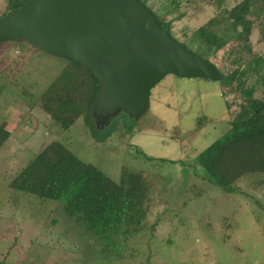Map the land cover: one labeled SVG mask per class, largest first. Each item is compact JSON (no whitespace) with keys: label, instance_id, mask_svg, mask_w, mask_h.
Returning <instances> with one entry per match:
<instances>
[{"label":"rangeland","instance_id":"rangeland-1","mask_svg":"<svg viewBox=\"0 0 264 264\" xmlns=\"http://www.w3.org/2000/svg\"><path fill=\"white\" fill-rule=\"evenodd\" d=\"M143 1L196 53L194 32L216 19L210 29L229 39L207 56L224 79L166 75L152 87L148 109L137 119L119 114L103 139V130L91 125V112L67 129L50 114L56 78L69 69L84 75L86 87L82 68L23 41L0 43V126L9 132L0 146V264H264V173L241 176L225 191L207 180L196 161L239 110L242 98L229 72L255 55L264 58V6L253 5L246 15L248 51L226 30V12L242 0ZM8 10V0H0V16ZM260 72L248 84L264 103V64ZM53 142L116 182L121 172L143 176L146 215L135 232L123 234L133 231L123 227L94 237L62 204L11 187Z\"/></svg>","mask_w":264,"mask_h":264},{"label":"trees","instance_id":"trees-1","mask_svg":"<svg viewBox=\"0 0 264 264\" xmlns=\"http://www.w3.org/2000/svg\"><path fill=\"white\" fill-rule=\"evenodd\" d=\"M23 2L24 0H8V9L19 7ZM256 4L264 6V0H242L226 12L229 21L226 30L233 33L234 39L243 41V47L248 51L250 22L246 15L251 6ZM160 21L162 27L171 33L170 24ZM216 23L217 20L212 18L206 26H201L194 32L199 53L193 52L207 60L208 53L222 49L229 39L217 36L210 29ZM180 43L189 48L187 44ZM240 59L239 57L236 62ZM69 63L86 72L87 82L85 87L84 75L78 78L76 73L67 69L56 78L49 90V94L55 96V108L50 114L65 129L82 112L90 115L92 104L100 90L99 81L87 68L75 62ZM243 64V67H237L228 74L242 98L238 112L229 122L227 132L196 157L207 180L225 191H232L233 183L241 176L264 173V103L254 98L253 84H248L250 78L261 74L264 58L255 55ZM218 70L223 80L225 75L219 68ZM261 77L264 79V73ZM227 105L229 106L228 103ZM120 114L127 117L123 112ZM125 126L130 127V124L125 123ZM107 127L97 130H103L104 133ZM114 128L115 126L111 131L107 130L102 138L110 135ZM8 136L9 132L4 126H0V146ZM10 185L37 199L62 204L69 217L77 219L97 238L107 237L123 227L132 228L131 232L126 229L122 231L123 234L131 235L146 215L143 199L147 187L140 173L121 172L120 180L116 182L57 142L51 143L37 154Z\"/></svg>","mask_w":264,"mask_h":264},{"label":"water","instance_id":"water-1","mask_svg":"<svg viewBox=\"0 0 264 264\" xmlns=\"http://www.w3.org/2000/svg\"><path fill=\"white\" fill-rule=\"evenodd\" d=\"M20 41L96 77V129L122 112L139 118L166 75L221 80L215 64L172 37L142 0H24L0 16V43Z\"/></svg>","mask_w":264,"mask_h":264},{"label":"flooded vegetation","instance_id":"flooded-vegetation-1","mask_svg":"<svg viewBox=\"0 0 264 264\" xmlns=\"http://www.w3.org/2000/svg\"><path fill=\"white\" fill-rule=\"evenodd\" d=\"M111 120H112V119H111ZM111 120H110V121H111ZM109 123H110V122H109ZM107 126H108V125H107ZM107 126H105V127H107ZM105 127H104V128H105ZM104 128H103V129H104Z\"/></svg>","mask_w":264,"mask_h":264}]
</instances>
